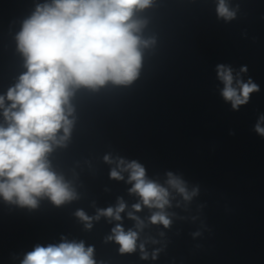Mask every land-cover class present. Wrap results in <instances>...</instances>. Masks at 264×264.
Returning a JSON list of instances; mask_svg holds the SVG:
<instances>
[{
  "label": "water",
  "instance_id": "water-1",
  "mask_svg": "<svg viewBox=\"0 0 264 264\" xmlns=\"http://www.w3.org/2000/svg\"><path fill=\"white\" fill-rule=\"evenodd\" d=\"M50 2L35 0L28 17ZM226 3L235 12L231 20L218 16V0H153L137 13L150 41L137 79L78 89L71 134L49 155L77 198L56 206L45 197L36 208L0 198V264H21L36 245L62 241L93 247L96 264H264V135L256 131L258 123L264 127V0ZM218 65L232 69L234 86L257 85L246 104L233 109L223 98ZM26 70L17 43L0 96ZM120 158L140 163L149 179L168 188L169 227L150 223L158 210L129 191L127 172L111 178ZM168 173L196 194L185 200L167 184ZM121 201V220L96 218ZM79 210L89 222L77 217ZM117 224L139 233L136 251L121 253L108 239Z\"/></svg>",
  "mask_w": 264,
  "mask_h": 264
},
{
  "label": "clouds",
  "instance_id": "clouds-1",
  "mask_svg": "<svg viewBox=\"0 0 264 264\" xmlns=\"http://www.w3.org/2000/svg\"><path fill=\"white\" fill-rule=\"evenodd\" d=\"M153 0H51L38 5L23 21L16 39L25 58V68L18 82L0 96L5 124H0V198L20 207L36 208L41 198L61 206L77 198L75 190L63 175L53 170L49 155L56 146L68 140L73 125L71 98L80 88L97 90L109 82L128 85L139 75L143 49L150 44L142 37L145 21L137 13L149 8ZM217 14L231 20L235 12L226 0H218ZM246 69H241L245 71ZM224 87L222 96L233 109L246 104L258 87L250 80L235 81L233 71L217 66ZM6 101L8 102L6 105ZM264 119V118H262ZM256 131L264 135L259 123ZM105 162L112 163L109 156ZM110 176L122 180L128 173L131 193L139 196L143 206L154 208L151 224L169 227L171 220L164 211L170 206L169 190L149 179L145 168L136 161L118 159ZM167 184L185 200L196 194L187 190L184 182L168 173ZM141 203L133 208L141 210ZM126 205L99 211L98 216L121 220ZM89 222L84 211L76 212ZM137 228L143 227L138 217ZM91 227L90 223H86ZM139 233L124 230L117 224L109 240H114L121 253L136 251ZM144 251V245H140ZM142 258H147L145 253ZM21 264H96L94 248L81 242L62 241L47 246L36 245L27 252Z\"/></svg>",
  "mask_w": 264,
  "mask_h": 264
}]
</instances>
